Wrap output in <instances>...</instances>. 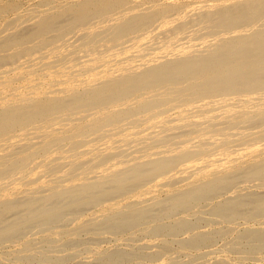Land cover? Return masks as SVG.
Wrapping results in <instances>:
<instances>
[{
  "label": "bare ground",
  "instance_id": "obj_1",
  "mask_svg": "<svg viewBox=\"0 0 264 264\" xmlns=\"http://www.w3.org/2000/svg\"><path fill=\"white\" fill-rule=\"evenodd\" d=\"M0 264H264V0H0Z\"/></svg>",
  "mask_w": 264,
  "mask_h": 264
}]
</instances>
